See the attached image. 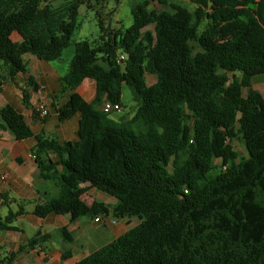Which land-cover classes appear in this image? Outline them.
Masks as SVG:
<instances>
[{"label": "trees", "instance_id": "16d2710c", "mask_svg": "<svg viewBox=\"0 0 264 264\" xmlns=\"http://www.w3.org/2000/svg\"><path fill=\"white\" fill-rule=\"evenodd\" d=\"M156 1L172 11L138 0L128 27L99 22L96 40L74 44L58 95L73 93L53 108L59 122L79 113L76 142L35 135L13 107L0 109V127L17 141L33 138L38 176L58 185V194L31 213L93 218L81 200L93 188L116 199L113 218L137 220L74 264H264V97L251 85L264 75V0H190L193 11ZM88 2L52 8L49 0H0V84L2 67L9 79L26 73L24 54L60 60L78 7ZM85 79L95 83L90 103L75 92ZM123 87L136 109L115 122L101 106H121ZM235 140L246 152L238 163ZM0 200L7 204L6 196ZM19 214L0 217V232L16 230L11 223ZM54 234L72 241L62 227L36 232L28 245Z\"/></svg>", "mask_w": 264, "mask_h": 264}, {"label": "crops", "instance_id": "0c3cea01", "mask_svg": "<svg viewBox=\"0 0 264 264\" xmlns=\"http://www.w3.org/2000/svg\"><path fill=\"white\" fill-rule=\"evenodd\" d=\"M115 21L116 25H110V27H124L123 22L117 19ZM11 40L18 44L21 38L18 34L12 33ZM71 58L72 56H69L65 61L61 58L57 61L44 62L30 54H24L22 60L27 71L25 74H16L12 79L6 76V70L2 67L0 109L5 105L13 107L21 114L35 135L41 134L60 143L76 142L79 113L59 122L53 108V104L57 106L64 104L73 93L71 90H66L58 95L59 78L67 72ZM259 76L261 78H258ZM261 83H264V75H257L251 79L252 88L262 95L256 88V85ZM75 92L84 101L90 103L94 98L95 83L90 79H85L75 89ZM56 95L58 96L54 99ZM38 102L46 104L47 116L38 118L34 116L33 110ZM132 115H128L126 119ZM111 119L115 122L126 120L121 116ZM34 144L33 138L17 141L9 130L0 127V195L7 198V204L10 206L8 212L22 211V214L12 219L11 225L16 227V230L0 232V247L5 248L7 255L14 254L11 264H74L109 243L110 241L106 242L108 238L115 239L136 224L133 219L113 218L111 207L116 201L105 198L101 192L93 188L84 191L81 200L94 212L93 222L95 224L98 225V222H95L94 218L107 220L103 228L92 227L85 217L70 222L68 215L50 213L44 218L33 215L31 212L36 205L43 204L58 194V185L55 181H45L38 176V169L31 154ZM49 158L55 160L56 156L49 153ZM3 175L4 180L1 179ZM82 186H87V184ZM0 203L1 206L7 205L1 200ZM4 216L0 215L1 218ZM112 221L115 223L112 224ZM62 227L70 234L72 238L70 243H65L62 236L54 234L42 243L28 245V240L36 232H40L41 235L53 234ZM63 249L66 250L64 259L61 258ZM4 257L6 256L0 257V260Z\"/></svg>", "mask_w": 264, "mask_h": 264}, {"label": "rangeland", "instance_id": "374dc122", "mask_svg": "<svg viewBox=\"0 0 264 264\" xmlns=\"http://www.w3.org/2000/svg\"><path fill=\"white\" fill-rule=\"evenodd\" d=\"M72 0H49V5L52 8H57L66 2ZM138 0H89V8L86 5H80L77 10V27L74 30L70 44L67 48H65L62 52L61 58L62 60H67L68 57L73 56L74 53V44L82 41H94L98 38L99 26L98 23H102V27L105 28L107 25H116L117 21L123 22L124 27H128L131 24V16H130V5L132 3H136ZM169 4L173 5H181L186 7L189 11H193L195 9V5L191 3L190 0H166ZM149 9H154L157 11L167 10L172 11L171 7L168 5L159 4L156 0H149ZM202 28V24L200 25V29ZM147 31L151 32V28H147ZM1 64V62H0ZM258 78H261L259 76ZM154 82V76L147 75L146 76V83L148 85ZM256 88L262 93L264 97V83L257 84ZM243 94H246V90H243ZM122 107L119 111H112L108 114L109 118H114L121 116L122 118L126 119L128 115L134 113L136 109V103L131 99V95L129 90L126 87H123L122 96H121ZM189 122V121H188ZM235 151L237 153L236 162H240L242 159L246 157V152L244 150L243 144L240 140H235L234 142ZM214 164L216 168L221 167V162L215 160ZM168 170H171V167H168ZM212 174L215 171H211ZM100 192V191H98ZM105 196V198H111L112 200L116 201L114 197H111L103 192H101ZM9 204L3 205L0 207V215L4 216L8 213ZM14 207V206H13ZM15 208V207H14ZM14 211V210H13ZM87 223L91 224L92 227H101L103 228L104 222L107 220L104 218L101 219V222H98V225L93 222V218H86ZM111 219V217L109 218ZM134 223H137L136 219H133ZM16 225V223H14ZM113 238H108L106 242L111 241ZM103 243V242H102ZM101 246V245H100ZM2 256H9L5 252V248L0 247V257Z\"/></svg>", "mask_w": 264, "mask_h": 264}, {"label": "built area", "instance_id": "2783aa9c", "mask_svg": "<svg viewBox=\"0 0 264 264\" xmlns=\"http://www.w3.org/2000/svg\"><path fill=\"white\" fill-rule=\"evenodd\" d=\"M123 57L121 56L120 59H122ZM120 110V106L118 104H112V103H109V102H105L102 104L101 106V111L104 112V113H107L109 114L110 112L112 111H119ZM35 111L38 112V116L40 117H45L48 115V110H47V106L44 102H38L35 106ZM222 169H225V166L222 167ZM1 179H5V176L3 175L1 177ZM0 206H1V203H0ZM94 221L95 222H101V219L99 217L97 218H94ZM112 224L115 223V221H112L111 222Z\"/></svg>", "mask_w": 264, "mask_h": 264}]
</instances>
